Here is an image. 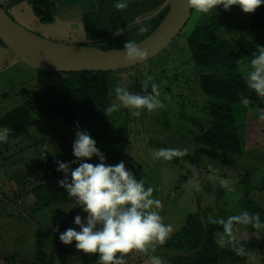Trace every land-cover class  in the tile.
<instances>
[{
	"label": "rangeland",
	"instance_id": "1",
	"mask_svg": "<svg viewBox=\"0 0 264 264\" xmlns=\"http://www.w3.org/2000/svg\"><path fill=\"white\" fill-rule=\"evenodd\" d=\"M0 1L13 20L38 36L67 44H78L81 40L80 30L65 28L57 20L56 13L52 22L41 23L33 13L29 0H15L9 6L4 3L5 0ZM144 1L129 0L128 9L140 13L141 10L137 9L140 4L144 6L143 9L149 10L150 5L147 0ZM98 2L101 3L97 12L98 22H104L98 32L104 33L87 36L83 39L84 46L120 49L128 40L137 43L150 33L130 34L131 30H125L118 40L109 44L104 38L107 36L105 28L120 22L126 16V10L117 11L113 7L117 0ZM56 5L57 12L58 3ZM75 8L78 14L82 12L80 7ZM209 16L192 10L185 27L163 51L137 66L109 73L112 103L117 102L114 93L117 85L139 94H143L141 82L149 76L152 77L151 82L159 85L160 99L165 108L152 114L145 112L141 117H133L127 109H120L123 119L128 117L131 121L128 149L119 162L124 161L137 180L143 179L145 188L151 186L156 189L153 198L162 202L160 215L165 224L173 226V234L181 229L189 214L206 207L208 217L214 218L239 214L246 199L264 208V120H260L259 115L255 113L252 116L253 113H249L245 117L246 144L243 156L195 143V138L209 126L210 116L203 109L206 97L198 87L199 71L194 66L190 45L203 36L202 22ZM121 31L122 28L116 27L111 35ZM250 58L247 57L239 65L243 76V69ZM117 73L121 74L120 78H116L119 75ZM66 75V72H41L28 67L0 43V117ZM148 92H151L150 88ZM31 119L33 122L28 134L0 148V263L4 261V256L18 255L15 260H10L12 264H38L34 251L35 232L39 227L44 231L46 241L43 248L46 255L44 264H98V254L78 252L75 242L65 245L59 236L57 238L48 233V229L64 221L67 213L73 215L72 219L76 215L86 219L87 214L81 208H71L73 201L70 198L50 207L33 209L35 198L31 190L40 183L34 164L38 158L45 157L66 163L74 160L72 145L76 129L68 125L58 112L49 116L33 113ZM159 148H186L188 155L172 161L154 160L150 150ZM86 162L97 164L100 161L93 157ZM105 163L115 165L107 158ZM77 166L72 164L71 168ZM246 171H250L249 176H243ZM63 178L64 174L50 184L58 194L66 192L57 183ZM220 178L230 180L234 191L223 190L219 184ZM21 180L24 182L19 184ZM197 182L200 184L199 191L193 187ZM68 228L80 230L73 220L70 226L58 234ZM234 235L236 239H248L255 245L264 240V231L251 233L237 228ZM175 253V250L166 249L163 245L157 248L155 255L162 259L163 264H171L168 256ZM127 264H150V260L143 253L133 252L127 257ZM220 264L233 263L225 257Z\"/></svg>",
	"mask_w": 264,
	"mask_h": 264
},
{
	"label": "trees",
	"instance_id": "2",
	"mask_svg": "<svg viewBox=\"0 0 264 264\" xmlns=\"http://www.w3.org/2000/svg\"><path fill=\"white\" fill-rule=\"evenodd\" d=\"M29 2L41 23L54 20L55 0ZM167 10L148 33L158 26ZM202 27L203 36L190 45V50L194 66L199 71L198 87L206 97L203 109L209 113L210 121L207 129L195 138V143L227 154L243 156L246 144L245 117L249 113H253L252 116L255 113L257 116L264 114V100H260L247 87L239 65L252 56L257 45L264 46V4L253 14L243 13L238 6H233L230 11L218 6L216 12L203 20ZM233 35L236 37L231 38ZM0 43L4 46L1 41ZM109 73L67 72L66 77L28 97L22 104L0 117V128H11L9 142L15 141L29 133L33 122L31 114L40 112L49 116L58 112L76 130L78 122L80 130L91 135L105 157L115 165L118 164L128 149L131 120L128 117L123 119L119 111L107 117L104 114V110L112 104L109 96ZM241 96L252 101L249 107L245 108L241 104ZM6 144L0 143V148ZM55 161L57 159L53 157L38 158L34 164L40 183L31 190L35 198L33 209L50 207L69 198L67 192L58 194L50 187L51 182L63 174L56 171L58 165ZM249 175L250 171H246L243 176ZM23 182L21 180L19 184ZM207 209L206 207L189 214L181 229L172 234L164 244L166 249L176 251L168 256L171 264H220L225 257L230 258L233 264H246V258L235 255L230 244L221 245L216 242L214 232L222 231V228L208 222ZM245 210L253 214L259 213L261 221H264V208L251 199H246L242 211ZM72 217L71 213H67L64 221L55 225L59 231H53V227L48 229V233L58 238V233L73 222ZM237 228L256 232L251 227ZM43 234L44 231L38 227L35 232L34 251L38 264H44L46 260L43 250L46 241ZM237 240L255 252L253 261H264V240L259 245L248 239ZM15 257L18 255L4 256V261L0 264H12L10 260H15Z\"/></svg>",
	"mask_w": 264,
	"mask_h": 264
},
{
	"label": "clouds",
	"instance_id": "3",
	"mask_svg": "<svg viewBox=\"0 0 264 264\" xmlns=\"http://www.w3.org/2000/svg\"><path fill=\"white\" fill-rule=\"evenodd\" d=\"M262 4L264 0H187L189 9L203 15H211L218 6L225 11L238 6L243 13L253 14ZM113 7L117 11H125L129 7V0H117ZM122 51L125 65L140 63L150 54L147 47L130 40L124 43ZM243 73L247 87L260 100H264V46H256ZM151 81L152 77L149 76L141 82L143 94L130 92L129 88L117 85L114 89L117 102L104 110L105 116H111L121 108L127 109L133 117L165 108L160 99L159 85ZM240 102L245 108L252 103L244 96H241ZM259 119L264 120V114L259 115ZM76 128L72 145L75 159L67 163L55 161L58 165L56 171L64 174V178L57 183L73 201L71 208L79 207L87 216L84 219L76 215L74 223L80 230L68 228L60 233V241L65 245L75 242L77 251L86 255L98 254V264H127V257L133 252L147 255L150 264H163L155 252L171 238L174 228L163 222L160 215L163 204L153 198L156 189L151 186L145 188L144 180H137L124 161L116 165L106 164L104 153L96 146L91 135L80 130L78 122ZM11 132L12 129L8 127L0 129V143H8ZM150 154L154 160L172 161L188 155V150L159 148L150 150ZM93 157H97L100 162H86ZM72 164L78 166L73 169ZM219 184L227 192L234 191L228 179L220 178ZM193 187L196 191L200 190L198 182ZM208 222L222 228V231L214 232L218 244H230L235 255L246 258V264H252L255 252L237 240L234 233L237 226L251 227L256 232L264 231V221H261L259 213L245 210L238 215H229L226 219L209 216ZM53 231L58 232V226Z\"/></svg>",
	"mask_w": 264,
	"mask_h": 264
},
{
	"label": "water",
	"instance_id": "4",
	"mask_svg": "<svg viewBox=\"0 0 264 264\" xmlns=\"http://www.w3.org/2000/svg\"><path fill=\"white\" fill-rule=\"evenodd\" d=\"M192 9L187 0H169L168 10L158 26L137 42L150 50L149 57L125 65L120 49L93 48L45 39L13 20L0 4V41L22 63L41 72L120 71L137 66L163 51L187 24Z\"/></svg>",
	"mask_w": 264,
	"mask_h": 264
},
{
	"label": "crops",
	"instance_id": "5",
	"mask_svg": "<svg viewBox=\"0 0 264 264\" xmlns=\"http://www.w3.org/2000/svg\"><path fill=\"white\" fill-rule=\"evenodd\" d=\"M98 1L99 0H56V3H58V9L56 12L57 20L65 28L68 27V29H73L75 31L80 30L81 40L79 43H83L82 45H84L83 39H86L87 36L93 37L104 33L98 32V28L104 26L103 21L98 22L97 12L101 4ZM11 2H15V0H5L4 3L9 6ZM143 2L145 1L143 0ZM147 3L150 5L149 10L143 9L142 7L144 6H140L139 4V6L137 5V9L141 10L140 13H136V11L134 12L132 9H127L125 12L126 16H124L125 18L122 17L120 22L116 23L112 27H107V29L105 28L107 36L104 38L106 41L111 44L113 41L118 40V38L125 33V30H131L130 34L150 31V29L159 21L161 16L168 9L169 0H147ZM77 6L82 10L80 14L75 12V7ZM116 27L122 28L123 31L115 35H111ZM142 29L147 30L144 31ZM120 75L121 74H119L116 78H120Z\"/></svg>",
	"mask_w": 264,
	"mask_h": 264
}]
</instances>
